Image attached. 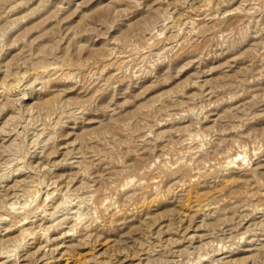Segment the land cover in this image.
Masks as SVG:
<instances>
[{"label": "rangeland", "instance_id": "obj_1", "mask_svg": "<svg viewBox=\"0 0 264 264\" xmlns=\"http://www.w3.org/2000/svg\"><path fill=\"white\" fill-rule=\"evenodd\" d=\"M0 264H264V0H0Z\"/></svg>", "mask_w": 264, "mask_h": 264}, {"label": "bare ground", "instance_id": "obj_2", "mask_svg": "<svg viewBox=\"0 0 264 264\" xmlns=\"http://www.w3.org/2000/svg\"><path fill=\"white\" fill-rule=\"evenodd\" d=\"M23 222V221H22ZM20 223V222H19ZM40 229V228H39ZM25 231V230H24ZM31 237V236H30ZM22 240V239H21ZM47 242V241H46Z\"/></svg>", "mask_w": 264, "mask_h": 264}]
</instances>
